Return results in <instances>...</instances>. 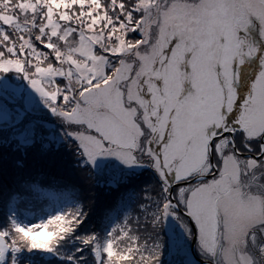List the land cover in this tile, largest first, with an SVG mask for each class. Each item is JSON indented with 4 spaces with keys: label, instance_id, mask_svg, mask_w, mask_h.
<instances>
[{
    "label": "snow or ice",
    "instance_id": "obj_1",
    "mask_svg": "<svg viewBox=\"0 0 264 264\" xmlns=\"http://www.w3.org/2000/svg\"><path fill=\"white\" fill-rule=\"evenodd\" d=\"M0 264H264V0H0Z\"/></svg>",
    "mask_w": 264,
    "mask_h": 264
},
{
    "label": "trees",
    "instance_id": "obj_2",
    "mask_svg": "<svg viewBox=\"0 0 264 264\" xmlns=\"http://www.w3.org/2000/svg\"><path fill=\"white\" fill-rule=\"evenodd\" d=\"M97 192H98V199L96 200L95 203H92L90 205V207L93 208L94 212L101 213L105 207L106 197L104 196V190L103 189H99V190H97ZM45 239H46V237H45Z\"/></svg>",
    "mask_w": 264,
    "mask_h": 264
}]
</instances>
